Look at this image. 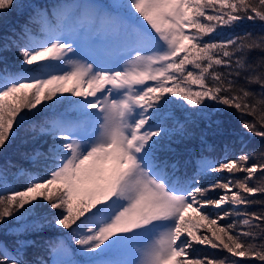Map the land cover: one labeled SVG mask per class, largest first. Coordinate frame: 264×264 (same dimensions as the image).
<instances>
[{"label": "snow or ice", "instance_id": "obj_1", "mask_svg": "<svg viewBox=\"0 0 264 264\" xmlns=\"http://www.w3.org/2000/svg\"><path fill=\"white\" fill-rule=\"evenodd\" d=\"M23 7L0 0L2 15ZM27 7L19 28L0 34V62L15 49L21 64L0 73V150L30 116L52 115L33 126L25 143L36 146L22 153L43 175L26 173L17 189L0 168V264H240L194 255L196 245L264 264V200L255 199L264 182L250 183L257 173L264 177V145L255 162L256 153L241 147L229 158L202 157L196 173L182 177L170 155L174 137L206 144L229 109L240 114L242 130L264 140V61H247L253 49L264 51V36L217 39L244 21L264 23V0ZM31 24H39V37ZM218 172L230 175L201 183ZM254 205L261 209L249 211ZM49 227L66 230L75 251L43 240ZM116 252L138 258L115 259Z\"/></svg>", "mask_w": 264, "mask_h": 264}, {"label": "trees", "instance_id": "obj_2", "mask_svg": "<svg viewBox=\"0 0 264 264\" xmlns=\"http://www.w3.org/2000/svg\"><path fill=\"white\" fill-rule=\"evenodd\" d=\"M19 2L25 7L21 9L13 8L11 10H8L6 15L0 14V34L8 31V29L14 26L19 28V25L26 19L29 13V8L27 7V5L34 3H46L48 2V0H19ZM4 18L9 19L3 22L2 19ZM29 27L33 35L37 37L41 35L39 24H31L29 25ZM245 32L252 33L253 36L257 38L260 36H264V23L259 21H244L234 29L224 30L223 35L221 37H217V39H222L227 36L242 34ZM3 55L6 57V59L0 62V73H3L6 69L9 72H18L21 64L19 57L16 55L15 49H13L11 52L3 53ZM247 61L253 65L260 64L261 61H264V51H261L260 49H253L252 51L247 53ZM188 67L191 69L190 65ZM240 83L244 84V81L241 80ZM250 88L256 93L260 92L259 85L252 84L250 85ZM57 108L60 111L64 110L63 108H59V106H57ZM51 115L52 112L45 110L38 117L30 116L18 130L17 137L13 140V142L9 144L6 149L0 150V168L6 170L4 176L6 177L7 182L10 186L21 189L26 183V173L28 172H31L33 174L39 173L43 175L40 167L34 166L30 160L25 159L24 156H22V153L30 152L31 149L36 146L31 143H25L26 138L32 134L33 126L37 125L46 116ZM219 117L221 119L223 127L219 132L209 133L206 138V144L202 145L199 139L181 141L178 138L174 137V142L172 144L174 153L170 155L173 160L179 161L176 171L177 176L182 177L185 173H187L188 175H194L198 167L197 161L202 157H207L209 160L213 161L219 160L221 158H229L236 154L241 147H243L245 151L256 153L250 163L255 162V160L259 159V149L261 145H264V140L259 137H254L240 128V114L235 109H229L226 112L221 111L219 113ZM245 119L251 121L253 117L247 116L245 117ZM168 171L171 174L173 170L169 168ZM216 174L217 173L209 174L206 179H202L201 183H214L217 179L227 180L230 175L226 173L220 175ZM244 175V173L235 174L236 177L240 178H243ZM262 182H264V177H262L260 173H257L256 178L250 183L251 185L255 186ZM2 186L3 181L2 179H0V188H2ZM215 193L216 191L209 193V195L213 198ZM255 199L264 200V195L257 194ZM260 209V205H254L249 208V211H259ZM233 218H229L227 222L230 223ZM218 223L223 224L224 221H218ZM243 229L247 230V226H243ZM256 231L258 232L259 230L257 229ZM199 232H206V228L201 227L199 229ZM207 234L210 235V233ZM42 239L51 242L53 245L63 241L69 247H71L73 251H75V244L74 242L71 243V240L67 236L66 230L49 227L45 229L44 233L42 234ZM253 242L257 244L261 243L259 238ZM193 251L194 255L197 256H213L219 258L229 257L230 260H240V264H261V262L255 258H232L228 253L211 249L208 246L196 245ZM42 255L45 259L49 260V251H43ZM75 258L78 259L79 257L77 256Z\"/></svg>", "mask_w": 264, "mask_h": 264}, {"label": "rangeland", "instance_id": "obj_3", "mask_svg": "<svg viewBox=\"0 0 264 264\" xmlns=\"http://www.w3.org/2000/svg\"><path fill=\"white\" fill-rule=\"evenodd\" d=\"M10 18V17H9ZM9 18H4V19H2L3 20V22L4 21H6V20H8ZM2 22V23H3ZM2 25V24H1ZM65 95H67V94H65ZM22 136V135H21ZM23 137V136H22ZM224 173H226V172H224ZM220 174H223V173H217L216 175H220ZM226 174H228V173H226ZM218 180V179H217ZM23 188V187H22ZM21 188V189H22ZM221 192H222V190H220V189H217L216 190V193L214 194V197L213 198H217V196L219 195V194H221ZM212 197V196H211ZM224 207H228V205H225ZM186 215H189V213H186ZM55 228H57V227H55ZM57 229H60V228H57ZM60 230H62V229H60ZM71 243H72V241H71ZM199 246H201V245H199ZM75 249H76V245H75ZM51 257V256H50ZM49 257V261H50V258ZM80 258V257H79ZM78 258V259H79ZM113 258H115V259H134V258H138L137 256H134L133 254H131V253H125V252H116V253H114L113 254Z\"/></svg>", "mask_w": 264, "mask_h": 264}]
</instances>
